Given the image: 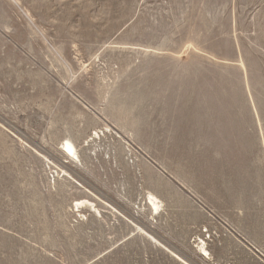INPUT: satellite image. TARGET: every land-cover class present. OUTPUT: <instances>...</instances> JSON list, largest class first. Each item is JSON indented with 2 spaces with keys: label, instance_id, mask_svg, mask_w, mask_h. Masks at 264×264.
Instances as JSON below:
<instances>
[{
  "label": "rangeland",
  "instance_id": "374dc122",
  "mask_svg": "<svg viewBox=\"0 0 264 264\" xmlns=\"http://www.w3.org/2000/svg\"><path fill=\"white\" fill-rule=\"evenodd\" d=\"M0 264H264V0H0Z\"/></svg>",
  "mask_w": 264,
  "mask_h": 264
},
{
  "label": "bare ground",
  "instance_id": "6f19581e",
  "mask_svg": "<svg viewBox=\"0 0 264 264\" xmlns=\"http://www.w3.org/2000/svg\"><path fill=\"white\" fill-rule=\"evenodd\" d=\"M63 149H65L67 151V153H69L70 155H72V156L75 155V149L69 142L65 143V145L63 146ZM156 201L157 200L155 198L151 199V203H152V206L154 207V210H157V208H158V204L156 203Z\"/></svg>",
  "mask_w": 264,
  "mask_h": 264
}]
</instances>
